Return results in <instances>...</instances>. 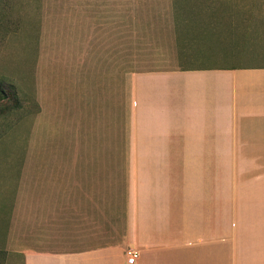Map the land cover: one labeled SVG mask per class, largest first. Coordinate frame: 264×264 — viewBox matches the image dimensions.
Wrapping results in <instances>:
<instances>
[{
	"label": "crops",
	"instance_id": "crops-1",
	"mask_svg": "<svg viewBox=\"0 0 264 264\" xmlns=\"http://www.w3.org/2000/svg\"><path fill=\"white\" fill-rule=\"evenodd\" d=\"M57 1L62 22L72 23L66 35L77 39L71 53L78 69L72 60L70 77L63 72L50 100L60 123L70 112L78 117L80 97L87 95L81 125L96 137L45 145L38 148L42 158L28 163L33 214L42 220L33 230L41 239L24 243L19 264H130L129 248L138 254L132 264H264V174L226 179L222 173L264 168V66L130 74L122 61L129 54L128 0ZM80 30L89 33L86 51ZM82 55L89 56L85 72ZM107 132L110 142L95 141ZM113 166L125 167V190L116 196L123 233L97 244V200L114 198ZM103 167L110 168L108 177ZM51 245L63 248H31Z\"/></svg>",
	"mask_w": 264,
	"mask_h": 264
},
{
	"label": "rangeland",
	"instance_id": "rangeland-1",
	"mask_svg": "<svg viewBox=\"0 0 264 264\" xmlns=\"http://www.w3.org/2000/svg\"><path fill=\"white\" fill-rule=\"evenodd\" d=\"M127 2L129 54L123 55L122 61L130 74L183 67L264 66V0ZM114 3L122 5L120 0ZM62 15L57 0H0V77L14 84L20 102L12 110L0 113V264H19L18 255L26 249L24 243L34 245L41 239V234L33 229L40 228L42 220L35 222L34 192L28 190V163L33 158H42L38 148L51 143H88L96 137L81 125L87 117V95L80 97L82 112L78 110L76 119L70 112L68 118L60 120L63 125L57 121L55 101L50 100L55 98L63 72L71 69L72 60L73 68L78 69V56L73 57L71 53L77 49V39L73 42L66 35L72 23L62 22L66 18ZM106 30H101L102 35L105 36ZM79 33V46L86 51L89 38L85 36L89 33L87 30ZM90 35L96 38V32L94 35L91 31ZM58 43L63 47L59 48ZM124 44L123 40L121 49L125 48ZM80 57L79 69L85 72L90 64L89 56ZM96 59L98 56H93L92 63ZM118 59L120 55L113 57L114 65ZM66 60L70 61L68 66ZM103 138L95 141L110 142L109 132ZM104 169L108 177L110 168H100ZM222 173L228 179L236 175L264 174V168L225 167ZM111 177L112 205L108 198L97 200V244L120 240L123 233L122 219L120 214L116 215L120 207L116 196L121 197L125 190V167L113 166ZM231 184L226 183L225 189H231L227 186ZM106 191L109 194L108 185ZM57 222H53L51 229L56 228ZM44 238L47 239V232ZM49 247L31 248H63Z\"/></svg>",
	"mask_w": 264,
	"mask_h": 264
},
{
	"label": "trees",
	"instance_id": "trees-1",
	"mask_svg": "<svg viewBox=\"0 0 264 264\" xmlns=\"http://www.w3.org/2000/svg\"><path fill=\"white\" fill-rule=\"evenodd\" d=\"M20 104L14 84L0 77V113L12 110Z\"/></svg>",
	"mask_w": 264,
	"mask_h": 264
},
{
	"label": "built area",
	"instance_id": "built-area-1",
	"mask_svg": "<svg viewBox=\"0 0 264 264\" xmlns=\"http://www.w3.org/2000/svg\"><path fill=\"white\" fill-rule=\"evenodd\" d=\"M126 254H127V261L128 263L132 264L135 262L136 258H137V251L133 248H129L127 251H126Z\"/></svg>",
	"mask_w": 264,
	"mask_h": 264
}]
</instances>
